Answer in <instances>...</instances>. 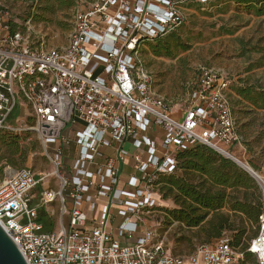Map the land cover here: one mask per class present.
Masks as SVG:
<instances>
[{
    "label": "built area",
    "instance_id": "1",
    "mask_svg": "<svg viewBox=\"0 0 264 264\" xmlns=\"http://www.w3.org/2000/svg\"><path fill=\"white\" fill-rule=\"evenodd\" d=\"M208 2L91 0L76 12L66 45L52 49L33 43L30 21L12 31L8 13L0 11V131L17 132L30 116L36 127L27 130L47 134L40 137L58 181L57 190L48 182L36 193L46 176L22 168L0 183V226L26 264H264L259 174L250 177L261 213L245 251L225 235L189 256H172L144 218L160 211L156 183L177 172L178 155L204 146L236 162L228 79L202 68L178 115L153 97L139 55L142 44L182 24L183 8ZM72 145L76 151L66 161ZM129 164L132 173L122 177ZM55 203L60 227L46 232L38 209Z\"/></svg>",
    "mask_w": 264,
    "mask_h": 264
},
{
    "label": "rangeland",
    "instance_id": "2",
    "mask_svg": "<svg viewBox=\"0 0 264 264\" xmlns=\"http://www.w3.org/2000/svg\"><path fill=\"white\" fill-rule=\"evenodd\" d=\"M71 1L73 6L69 9H49L47 2L50 5L52 0H0V10L8 13L10 23L16 25L17 29H24L30 21L33 43L52 49L66 45L76 12L84 10L91 0ZM183 9V22L172 36L170 34L157 41L145 42L140 49V60L151 77L153 97L166 103L175 114L181 115L188 107L189 96L196 87L202 68H211L223 74L229 81V104L235 120V133L240 138L231 153L236 160L249 165L255 173L264 177V111L255 110L234 92L235 88L246 84L264 91V16L247 14L243 7L229 0H209L204 6L192 4ZM164 43L169 48V55L165 50L161 55H155L153 50H158ZM18 127L20 130L13 133L22 137L26 132L30 135L25 141L27 161L17 167L1 163L4 170L0 183L14 171L29 168L39 176H46L36 193L47 189L48 182L49 189L57 190L58 181L51 176L53 167L50 154L40 137L47 134L42 128L40 133L27 130L36 127L30 116L24 122H19ZM30 142L36 145H30ZM237 196L242 200V192ZM39 199L34 198V205ZM160 206V211L156 210L144 218L147 226L155 229V240L163 243L167 253L186 257L199 246L213 243L205 244L202 241L204 234L199 229H186L166 220L164 210L176 208L171 199L161 197ZM38 212L39 215L44 212L51 218L53 229H59L57 203L50 208L43 206ZM223 213L229 215L232 228L236 229L239 216L229 212L228 208ZM63 225L67 226L66 217ZM253 230V227L246 225L247 234ZM234 233L226 231L230 238Z\"/></svg>",
    "mask_w": 264,
    "mask_h": 264
},
{
    "label": "trees",
    "instance_id": "3",
    "mask_svg": "<svg viewBox=\"0 0 264 264\" xmlns=\"http://www.w3.org/2000/svg\"><path fill=\"white\" fill-rule=\"evenodd\" d=\"M218 1L220 0H216ZM229 1L243 7L247 14L264 16V0ZM47 6L49 9L53 7L69 9L73 2L52 0V4L49 5L47 2ZM11 30L16 31L17 26L11 24ZM173 32L170 33L171 36ZM168 49L164 43L158 50L153 51L157 56L162 54V50L169 55ZM234 92L255 110L264 111V91L260 88L246 84L235 88ZM29 136L28 132L22 137L13 132L0 131V164L5 163L10 167L25 164L28 156L25 141ZM238 140L240 142V138ZM33 144L35 142H30V145ZM177 161V172L169 176H160L156 183L161 197L164 200L171 199L176 206L173 210H164L166 220L176 222L186 229H199L200 233L204 234L202 241L205 244L225 236L226 231H233L235 233L232 238L226 236L230 238L233 246L245 251L250 240L257 235L258 217L261 213L260 194L251 177L233 161L204 146H195L178 155ZM3 170V165H0V177L3 176ZM179 172L181 175H178ZM240 192L243 194L242 200L237 196ZM225 208L239 216V225L236 229L232 228L229 215L223 213ZM42 213L43 215H39L38 212L37 220L43 225L44 231L50 232L53 229V222L44 212ZM246 225L254 228L251 234H247Z\"/></svg>",
    "mask_w": 264,
    "mask_h": 264
},
{
    "label": "water",
    "instance_id": "4",
    "mask_svg": "<svg viewBox=\"0 0 264 264\" xmlns=\"http://www.w3.org/2000/svg\"><path fill=\"white\" fill-rule=\"evenodd\" d=\"M45 129L49 126L44 125ZM240 169H242L236 162H234ZM245 171L244 169H242ZM249 176L251 174L245 171ZM0 264H26L21 253L16 245L12 242L10 237L0 226Z\"/></svg>",
    "mask_w": 264,
    "mask_h": 264
},
{
    "label": "crops",
    "instance_id": "5",
    "mask_svg": "<svg viewBox=\"0 0 264 264\" xmlns=\"http://www.w3.org/2000/svg\"><path fill=\"white\" fill-rule=\"evenodd\" d=\"M159 133V132H158ZM236 144H239V143H236ZM234 147V146H233ZM232 147V149H234ZM128 148V147H127ZM231 149V150H232ZM76 151V147L74 146V145H72L71 147H70V149L68 150V151H66L65 152V160L67 161L68 159L67 158H69L70 156H72L73 154H74V152ZM233 154V153H232ZM130 162V161H129ZM131 164V163H130ZM130 164L128 165V166H126L125 168H124V171H123V174H122V177H125V176H127V175H129V174H131L132 173V167L130 166ZM47 208V207H46ZM95 216V215H94Z\"/></svg>",
    "mask_w": 264,
    "mask_h": 264
},
{
    "label": "bare ground",
    "instance_id": "6",
    "mask_svg": "<svg viewBox=\"0 0 264 264\" xmlns=\"http://www.w3.org/2000/svg\"><path fill=\"white\" fill-rule=\"evenodd\" d=\"M39 132H40V131H39ZM236 163H237L242 169H244L245 171L249 172L250 174H252V175L257 174V173H255V172L251 169V167H249V165H247V164H245V163H243V162H239L238 160H236Z\"/></svg>",
    "mask_w": 264,
    "mask_h": 264
}]
</instances>
